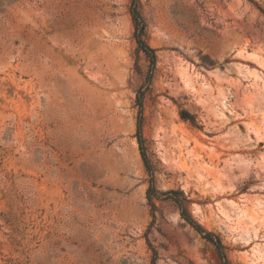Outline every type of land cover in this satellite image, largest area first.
<instances>
[{
	"label": "rangeland",
	"instance_id": "1",
	"mask_svg": "<svg viewBox=\"0 0 264 264\" xmlns=\"http://www.w3.org/2000/svg\"><path fill=\"white\" fill-rule=\"evenodd\" d=\"M132 6L0 0V264H222L174 197L264 264V103L215 117L175 77H236L246 39L264 59V0H135L153 60Z\"/></svg>",
	"mask_w": 264,
	"mask_h": 264
},
{
	"label": "bare ground",
	"instance_id": "2",
	"mask_svg": "<svg viewBox=\"0 0 264 264\" xmlns=\"http://www.w3.org/2000/svg\"><path fill=\"white\" fill-rule=\"evenodd\" d=\"M249 41L246 39L244 44L235 49L233 59L249 60V65L244 67L236 63L229 64L226 69V76L234 73L237 76L227 79L218 72L212 77L202 76L195 72L190 66L177 69L175 77L177 82V93L179 95H188L197 103H208L211 113L215 117L223 118L225 110L232 112L229 106L231 98L233 103H264V59L259 56L258 52L261 46L249 49ZM245 52H248L246 55ZM229 59V55L220 57L221 62ZM253 66L261 68V72ZM243 81H248L244 85ZM227 83L223 86L222 83ZM261 88V89H259ZM251 112L254 110L251 109ZM251 117L250 114H247ZM253 122H250L252 124Z\"/></svg>",
	"mask_w": 264,
	"mask_h": 264
},
{
	"label": "trees",
	"instance_id": "3",
	"mask_svg": "<svg viewBox=\"0 0 264 264\" xmlns=\"http://www.w3.org/2000/svg\"><path fill=\"white\" fill-rule=\"evenodd\" d=\"M131 13H132V17L135 21L134 37H135L139 47L143 51H145L146 53L152 54L153 49L150 48L141 38V34H140V30H139L140 15L138 13V10L135 7V0H133V6L131 9ZM151 56H152V60H153V54ZM151 63H153V61ZM138 105L141 108L142 105H141L140 98H138ZM141 129H142L141 110L139 109V117H138L137 126H136L137 141L139 144L141 157H142L144 163L146 164L147 168H150L149 167L150 166L149 161H148L147 155L145 153L144 145H143V137H142V130ZM151 187H153V186L151 185ZM150 190L151 189L149 188L148 189V191H149L148 200H149V203L151 204V206L153 208L154 202L152 201ZM167 192H172V191H166L165 193H167ZM173 200L175 201V203L179 209V213H180L181 217L183 219H185L187 222H189V224H191L199 233H201L204 238H206L207 240H209L215 244L217 251H218V254H219V257L221 258L222 264H230L229 260L226 257L225 252L223 251V245H222L219 237L217 235H215L213 232L205 230L203 227H201L199 224H197L191 218V216L188 213L187 208L184 205V202L182 199H180L178 197H174Z\"/></svg>",
	"mask_w": 264,
	"mask_h": 264
}]
</instances>
